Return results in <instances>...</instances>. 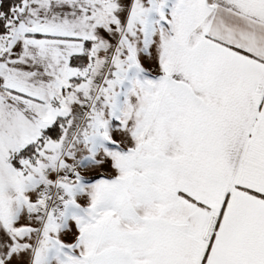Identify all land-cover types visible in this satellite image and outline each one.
Returning a JSON list of instances; mask_svg holds the SVG:
<instances>
[{"label": "snow or ice", "instance_id": "obj_1", "mask_svg": "<svg viewBox=\"0 0 264 264\" xmlns=\"http://www.w3.org/2000/svg\"><path fill=\"white\" fill-rule=\"evenodd\" d=\"M0 264H264V0H0Z\"/></svg>", "mask_w": 264, "mask_h": 264}]
</instances>
